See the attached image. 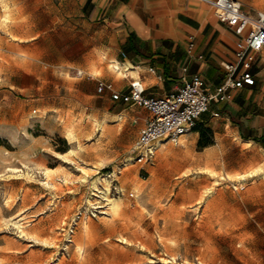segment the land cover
<instances>
[{
  "label": "rangeland",
  "instance_id": "obj_1",
  "mask_svg": "<svg viewBox=\"0 0 264 264\" xmlns=\"http://www.w3.org/2000/svg\"><path fill=\"white\" fill-rule=\"evenodd\" d=\"M239 1L264 17V0ZM59 2L5 0L8 21L0 4V264H264V152L211 162L180 142L151 162L130 161L135 124L121 115L102 133L90 119L110 117L75 99L77 70L41 65L35 32L47 30L46 13L59 14ZM61 21L51 41L63 39ZM109 59L103 81L116 76ZM80 117L79 145L68 144L66 121ZM82 165L93 169L85 180ZM98 179L119 199L117 212Z\"/></svg>",
  "mask_w": 264,
  "mask_h": 264
},
{
  "label": "crops",
  "instance_id": "obj_2",
  "mask_svg": "<svg viewBox=\"0 0 264 264\" xmlns=\"http://www.w3.org/2000/svg\"><path fill=\"white\" fill-rule=\"evenodd\" d=\"M59 4V14L46 13L47 30L35 32V40L40 41L37 50L45 54L41 65L48 70L62 65L65 71L80 72L75 99L97 117H110L107 124H114L115 118L123 115L138 132L144 127L149 112L122 99H112L113 93L128 94L134 80L142 84L145 97H163L195 75L201 78L204 89L212 91L226 76L223 63L237 64L238 37L234 30L196 0H60ZM60 19L64 37L51 41L50 35L58 34L55 23ZM103 55L115 59L121 67L129 64L127 76L112 71L116 76L101 80ZM251 57L253 83L229 90L227 101L211 103L199 119L197 126L209 132L211 145L196 151L203 139L199 130H193L165 146L183 140L201 158L207 155L213 162L220 157L226 163L234 155L264 152V50ZM36 69L42 70L40 66ZM92 69L100 74L92 75ZM99 82L110 84L112 90L98 93Z\"/></svg>",
  "mask_w": 264,
  "mask_h": 264
},
{
  "label": "built area",
  "instance_id": "obj_3",
  "mask_svg": "<svg viewBox=\"0 0 264 264\" xmlns=\"http://www.w3.org/2000/svg\"><path fill=\"white\" fill-rule=\"evenodd\" d=\"M213 10L217 20L233 29L238 37L235 46L237 64L223 63L226 76L222 84L212 91L202 87L201 78L193 76L173 92L160 98L145 97L144 88L138 80L130 83L128 94H112L113 100L122 99L125 104L146 109L150 117L140 130L137 143L131 149L130 161L144 164L154 160L161 144L176 142L193 131L210 104L228 100L229 90L241 89L253 83L250 73L252 57L264 50V18L246 11L239 0H196ZM124 57V54H122ZM240 68H239V66ZM77 72V75H80ZM112 90V86L99 82L97 92ZM216 116L217 114H213Z\"/></svg>",
  "mask_w": 264,
  "mask_h": 264
},
{
  "label": "bare ground",
  "instance_id": "obj_4",
  "mask_svg": "<svg viewBox=\"0 0 264 264\" xmlns=\"http://www.w3.org/2000/svg\"><path fill=\"white\" fill-rule=\"evenodd\" d=\"M0 4H1V6H2L4 12H5V14H4L5 21L10 20L9 18H10V14L11 13H10V10H9V6L5 3V0H0ZM258 16L261 17V18H264V17L260 16L259 14H258ZM106 59H107V57L105 55H103L102 56V60H106ZM109 62H110V64H109L108 68L110 70H112L113 72L115 71L117 73V75H119V76H122V77H126L127 76L128 69H129V64H125L123 67H121L119 65V63L115 61V59H110ZM83 120H84V118L83 117H80V118H77L75 121H73L72 119L66 121V129H67V133H68V139H67L68 140V144L77 143L79 145V141H78L79 139L76 136V131H77V129H79L81 127ZM90 121H91V124H92L93 127H97L100 124V126H101V132L102 133L104 132L105 127L107 125V121H106L105 118H103L100 121L95 116H93V117H91ZM178 142L179 143L180 142H183V140H179ZM160 147L162 149H164L166 147L165 146V143L161 144ZM77 148H78V146H77ZM262 169H264V168H262ZM124 170H127V169H124ZM79 171L81 172L80 178L83 179V180H85L86 177L88 176L89 172L90 171H93V169L90 168V167H87V166H83L82 165V166H79ZM209 173L210 174H213L212 172H209ZM50 174H51V170L46 169L45 170V176L48 178L50 176ZM252 176H253V171L248 172V173L245 174V177H252ZM240 177H241V175H238L236 178H240ZM98 182L103 184V187H104V196L106 197V200L109 202V211H111V212L114 213L116 211V209H118L117 207H118V200L119 199H111V198L108 197V194H109V191H110V185H109V182L106 179H103V180H99L98 179ZM92 185H93L94 189H96L97 191H99V187H98L96 181L92 182ZM209 193H212L211 189H207L205 191V194L206 195L209 194ZM18 229H19V232L21 234L26 235L25 228L23 227V224H19L18 225ZM87 231H88V227L84 224L83 225V232L86 234ZM75 251H76L77 254H79L80 256H82V254H83V248H82V246L80 244H76L75 245Z\"/></svg>",
  "mask_w": 264,
  "mask_h": 264
},
{
  "label": "trees",
  "instance_id": "obj_5",
  "mask_svg": "<svg viewBox=\"0 0 264 264\" xmlns=\"http://www.w3.org/2000/svg\"><path fill=\"white\" fill-rule=\"evenodd\" d=\"M193 130H196V131L199 130L202 137H205V136L209 137V132L207 130H205L204 128H202L201 126H196ZM209 145H211V143L208 139H206L205 143H201V140H200V142L198 143L197 146H198V148H203V147H206Z\"/></svg>",
  "mask_w": 264,
  "mask_h": 264
}]
</instances>
